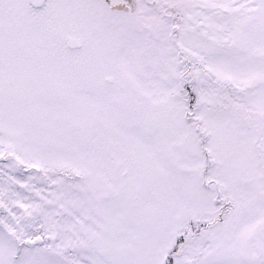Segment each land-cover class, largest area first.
<instances>
[{
	"label": "snow or ice",
	"instance_id": "1",
	"mask_svg": "<svg viewBox=\"0 0 264 264\" xmlns=\"http://www.w3.org/2000/svg\"><path fill=\"white\" fill-rule=\"evenodd\" d=\"M0 264H264V0H0Z\"/></svg>",
	"mask_w": 264,
	"mask_h": 264
}]
</instances>
